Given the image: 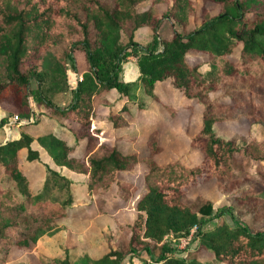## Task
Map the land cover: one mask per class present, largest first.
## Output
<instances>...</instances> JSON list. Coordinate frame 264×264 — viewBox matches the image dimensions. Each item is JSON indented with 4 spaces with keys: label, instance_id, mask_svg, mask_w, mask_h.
I'll return each mask as SVG.
<instances>
[{
    "label": "trees",
    "instance_id": "trees-1",
    "mask_svg": "<svg viewBox=\"0 0 264 264\" xmlns=\"http://www.w3.org/2000/svg\"><path fill=\"white\" fill-rule=\"evenodd\" d=\"M166 18L176 24L171 36L160 37ZM145 26L154 33L144 46L135 34ZM134 48L141 51L136 81L145 95L157 99V84L169 83L202 106L200 129L190 140L202 154L200 162L158 163L156 131L148 135L144 155L132 151L135 136L123 114L136 82L122 81L119 72L127 49ZM76 52L85 57L79 73ZM190 54L202 56L207 74L188 63ZM67 59L76 80L60 106L53 99L64 92ZM112 90L122 98L116 109L108 108ZM0 104L8 111L0 126L14 120L21 129L18 138L0 145V264H17L14 251H33L43 236L58 230L59 220L76 212L73 181L56 169L48 167L41 187L31 190L21 163L40 159L35 139L57 167L86 176L90 202L100 214L134 197L137 185L128 177L139 163L146 165L135 218L118 220L106 253L98 259L84 255V264H123L127 257L143 264H264V137L223 139L213 129L244 122L264 132V0H0ZM44 114L63 123L34 138L26 129ZM109 127L113 143L102 137ZM79 139L86 143L75 155ZM210 180L226 201L215 213L209 198L188 194ZM172 234L191 235L198 244L179 256L165 239ZM200 252L210 257L204 260ZM40 264H71L69 252Z\"/></svg>",
    "mask_w": 264,
    "mask_h": 264
},
{
    "label": "rangeland",
    "instance_id": "rangeland-1",
    "mask_svg": "<svg viewBox=\"0 0 264 264\" xmlns=\"http://www.w3.org/2000/svg\"><path fill=\"white\" fill-rule=\"evenodd\" d=\"M209 7L213 8L212 12H216L217 7L212 5H209ZM164 8V5L159 6L160 10ZM174 23L176 24L172 18L163 19L158 27V35L160 37L171 36V29H173ZM153 33L154 31L150 27H142L135 34V40L140 45L145 46L153 38ZM158 47H161L160 42ZM127 50H129V53L121 63L119 76L124 82H136L131 101L123 114L129 123L128 129L130 133L135 136V139L132 141L133 144L130 145L132 151L144 155L146 152V139L152 131H156L158 134V143L161 148V151L155 156L158 163H166L176 159H181L186 164H196L200 162L202 154L199 150L190 147V140L200 129L202 106L193 105L190 101L185 100L180 92L175 90L169 83L157 84V99L145 95L142 89L140 90V82L136 81L139 76V69L136 70L138 60L137 54H140L141 51L136 48ZM74 58L78 73L82 72L84 70L82 66L85 61L83 53L76 52ZM187 60L191 65H199V71L203 74H207L210 70L208 65H203V58L201 55L197 56L190 54ZM71 63L72 61L67 59L68 75L63 89L64 92L55 95L59 103L68 102L70 91L74 86L73 79L76 80V77L73 78L70 73ZM132 65L135 67L134 70L130 68ZM32 87L33 89L35 88L34 84L31 85V88ZM216 96L217 94H212V98ZM106 98L109 102V109H111V107L116 109L119 106V102L122 100V98L120 100L119 95L114 90L110 91ZM33 106L35 107V115L39 116L41 109L38 108L36 103H34ZM61 122L63 123L60 119L56 122L50 121V117L46 115L45 119L42 117V121L37 126L34 124L29 131L35 138L36 135L42 133V129H48L51 124L55 125V123V126H58ZM99 124L104 126V120L102 119ZM68 126L75 131L78 129L76 124L67 123V128H69ZM213 129L216 134L223 139H229L235 134L244 136L250 134L258 140L264 137V132L258 124L252 126H247L244 122H239L235 125L214 124ZM65 134L69 138H72L71 133L66 131ZM102 137L109 143L114 142L113 132L110 130V127ZM75 140L76 139L72 138L69 142L72 143ZM85 143L86 139H79L73 154L80 155ZM20 154L24 159L26 151L22 149ZM48 167L49 166L41 158L33 162H28L26 160L22 161L21 168L29 179L30 187L33 191L41 187L42 182L48 174ZM146 170V165L142 162L139 163L134 174L128 177L137 185V191L134 197L127 203L115 201L117 207L110 209L109 212L105 214L98 213L95 205L90 202L91 198L85 188L86 176L70 172V177L73 181L72 191L75 197L74 206L76 212L59 220L58 230L53 234L43 236L33 251H14L11 260H18L17 264H28V258L22 257L26 255L30 258L32 264H40V259L47 261L54 258L64 259L65 250L69 252L71 264H84L80 260L84 255H88L93 259L102 257L107 251V241L111 236L117 234L116 222L118 220L132 221L135 218L136 211L134 210V205L138 196L144 191L143 175ZM58 171L60 173H67L66 170ZM188 194L192 196L202 194L209 198L214 203L213 213L217 211L218 207L226 203L224 197L216 191L212 180L193 186L188 191ZM227 220L230 222L228 218ZM217 222V220H214L208 227L214 226ZM193 231L194 230H192V232ZM165 239L174 247L176 252H180L179 256H183V251L193 249L198 244V241L191 239V235L179 237L172 234L166 236ZM199 257L207 260L210 255L206 252H200ZM122 263L143 264L142 260L137 257H127Z\"/></svg>",
    "mask_w": 264,
    "mask_h": 264
},
{
    "label": "crops",
    "instance_id": "crops-1",
    "mask_svg": "<svg viewBox=\"0 0 264 264\" xmlns=\"http://www.w3.org/2000/svg\"><path fill=\"white\" fill-rule=\"evenodd\" d=\"M150 42V41H149ZM132 70H134V66L132 65L131 67H130ZM130 69V70H131ZM136 70H138V67L136 66ZM128 82H133V81H128ZM140 90H141V88H140ZM57 100V101H56ZM53 101H54V103H58V105H60V106H65L66 104H67V102H64V103H59V101H58V99L54 96V99H53ZM33 102H32V110H33V112L35 113V107L33 106ZM37 105V104H36ZM7 110L5 109V106L4 105H2V104H0V120L3 118V117H5L6 115H7ZM45 119V118H44ZM53 122H56V121H53ZM55 125H56V123H55ZM55 125H53V124H51V126L49 127L50 128V130H54L55 129ZM35 126H37V125H35ZM31 127L32 126H30L29 128H27L26 129V132H28V133H30V131H29V129H31ZM48 128V129H49ZM48 129H45V130H48ZM20 130L21 129H19L18 128V124H11V126H10V129H9V131H10V138L12 139V138H18L19 136H20ZM45 130H43L42 129V132L43 131H45ZM7 124H5L3 127H1L0 126V142H4L5 141V139H6V136H7ZM30 134H32V133H30ZM33 135V134H32ZM38 135H36V137H37ZM35 137V138H36ZM33 148H35V149H37L38 151H39V154H40V158L42 159V160H44V162L49 166V167H51V168H53V169H56V170H62V171H65L66 170V172L68 173H64V172H62L61 174H63V175H65V176H67L68 178H70L71 179V173L70 172H73V171H70V170H68L67 168H65V167H57L54 163H53V161H52V159L49 157V155L46 153V151L41 147V146H39V144H38V142L36 141V139L34 140V142H33ZM20 153H21V151H20ZM21 155V154H20ZM26 155V154H25ZM23 158V157H22ZM29 162V161H28ZM73 173H76V172H73ZM25 174V173H24ZM76 174H79V173H76ZM27 177V176H26ZM29 180V179H28ZM72 180V179H71ZM29 185H30V181H29ZM31 188V187H30ZM86 188V187H85ZM32 190V189H31Z\"/></svg>",
    "mask_w": 264,
    "mask_h": 264
},
{
    "label": "water",
    "instance_id": "water-1",
    "mask_svg": "<svg viewBox=\"0 0 264 264\" xmlns=\"http://www.w3.org/2000/svg\"><path fill=\"white\" fill-rule=\"evenodd\" d=\"M16 124L17 122L16 121H14V120H10V122L7 124V138H6V140L4 141V142H0V145H2V144H5L6 142H8V141H10V131H9V129H10V126H11V124ZM25 122H22V123H20V124H24Z\"/></svg>",
    "mask_w": 264,
    "mask_h": 264
},
{
    "label": "built area",
    "instance_id": "built-area-1",
    "mask_svg": "<svg viewBox=\"0 0 264 264\" xmlns=\"http://www.w3.org/2000/svg\"><path fill=\"white\" fill-rule=\"evenodd\" d=\"M15 119L17 120V117L15 116ZM193 230H195V229H193Z\"/></svg>",
    "mask_w": 264,
    "mask_h": 264
}]
</instances>
